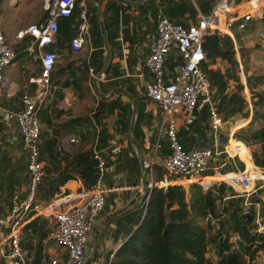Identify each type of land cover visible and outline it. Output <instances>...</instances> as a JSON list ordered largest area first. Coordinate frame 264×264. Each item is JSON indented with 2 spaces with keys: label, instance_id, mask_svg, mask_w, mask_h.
<instances>
[{
  "label": "crops",
  "instance_id": "1",
  "mask_svg": "<svg viewBox=\"0 0 264 264\" xmlns=\"http://www.w3.org/2000/svg\"><path fill=\"white\" fill-rule=\"evenodd\" d=\"M248 1L236 0L231 5V13L219 18L220 26L222 27L229 18L239 20L244 14L249 13L252 9ZM217 2L218 0H86L90 40L85 50L78 54L72 53L70 42L74 36V29L66 31L65 34L58 31L55 43L47 48V51H53L58 55V61L51 74L53 85L51 97L39 114L41 161L44 164L46 178L40 188L42 199L39 201L37 195L38 201H50L60 195L78 193L94 185L97 175L87 173L86 168L88 163L93 161V169L97 172V161L94 159V154L97 152L104 158L108 167L105 185L113 190V193L118 190L130 191L126 193L128 197L125 199L128 207L116 214L113 212L116 211L117 201L114 197L110 205L109 195L107 196L106 211L101 213L91 233V241L97 234L99 236L100 249L95 253L97 264H107L122 245L124 238L120 236L115 239L113 236L115 222L121 217L116 218L107 227L108 223L121 213L126 211L130 213L145 202L144 200L140 205L143 185L147 182L146 176L142 174L140 162L146 159L153 146L156 125L159 121L157 106L145 97V85L149 80L145 60L149 53V43L156 32V15L162 13L173 24L188 27L195 24L200 15L209 14ZM7 9L13 11L21 20L22 27L17 25L10 27L0 15V30L17 54L14 64L4 73L7 93L11 96L7 97L0 92V216L2 217H6L10 211V199L14 192H17L21 199H24L28 192V152L10 113L21 108V93L25 90H33L29 80L37 78L40 72L39 62L35 61L34 55L27 50L30 46V38L21 43L15 39V35L29 25L41 24L42 12L47 17L44 0H0V14ZM252 11L250 12L252 20L244 30L238 28V21L225 35L212 32L207 37L216 35L219 45L216 49L212 47L204 49L206 60L202 65L203 71L208 78L214 74L223 76L224 82L227 83L222 89L224 93H220L221 88L214 84L213 80L212 83L210 82L212 99L220 116L224 115L223 121L237 115H240L242 120H246L237 123L232 128L233 131L240 129L245 122L251 124L254 116L252 108L257 109L264 105V97L256 94L257 101H254V97L251 108L246 105L243 113L231 115V106L227 98L232 93L237 94L233 85L239 90L242 85L241 91L245 89L254 91L253 87L256 84L254 82L259 80L258 77L246 73L245 82H242L246 63L252 66V63L263 64L264 61V54L257 60L253 50L258 47L264 53V2ZM224 37L231 39L233 49L230 51L234 52L233 57L226 54ZM244 49H250L249 58L244 53ZM231 61L236 62V66H232ZM182 63L180 54L172 49L165 61L167 80L173 78ZM89 67L93 68L94 74H89ZM235 78H239V82L235 81ZM237 96L240 98L239 94ZM113 102H118L122 107H129L130 112L124 115L118 108L110 111ZM246 112L248 117L244 118L243 114ZM137 114H140L138 123ZM176 117L178 140L185 150L223 151L224 146L231 139L227 147L229 154L237 157L235 150L239 148L237 150L239 158L245 164L247 172L253 169L250 149L243 141L233 138L232 130L230 136L226 137L223 132L225 122L217 136L211 132L208 107L192 113L179 110ZM71 138H77L79 143H70ZM166 154L165 150L160 156ZM231 159L226 154L220 153L213 159L206 178L197 182L211 186L222 184L223 176L239 171L236 162ZM261 176L258 174V177ZM214 181L222 182L212 183ZM183 183L184 181H175L169 186H182L187 192V201H189L190 185H181ZM51 188L58 189L51 192ZM253 197L260 202L254 205L257 212L255 218L257 231L264 233V216L259 217L258 214L260 209L264 211V197L258 194L251 196ZM251 198L248 199L245 195L246 207L250 205L248 202ZM101 223H105L102 228L99 227ZM51 230V221L42 217H32L25 223L21 231L20 244L22 248L29 250L31 264L38 261L40 262L38 264H50L53 260H58L61 264L60 252L48 237ZM8 233V229L0 228L1 238H6ZM233 236L237 240V237ZM6 252L7 246H2L0 264H14L5 257Z\"/></svg>",
  "mask_w": 264,
  "mask_h": 264
},
{
  "label": "built area",
  "instance_id": "2",
  "mask_svg": "<svg viewBox=\"0 0 264 264\" xmlns=\"http://www.w3.org/2000/svg\"><path fill=\"white\" fill-rule=\"evenodd\" d=\"M235 2L236 0H218L209 14L200 15L197 22L188 27L173 24L162 13L156 15V32L149 43V53L145 60V68L149 74V80L145 85V97L157 106L159 121L153 146L146 159H143L148 189L145 207L155 189H166L175 181L198 184L203 190L209 189L211 184L203 185L197 180L206 178L213 159L220 153L232 159H240L239 156H231L227 151L231 139L223 151L185 150L178 140L176 117L179 110L192 113L208 107L211 132L217 136L224 127V121L212 99L211 83L202 68L206 60L203 44L205 38L212 32L227 34L235 22L239 21L238 28L244 30L252 20L250 12L256 10L264 0H249L252 9L249 13L244 14L239 20L229 18L221 27L219 18L229 15L231 5ZM76 8L79 9V21L74 26L70 49L72 53H81L90 40L86 0H44L46 19L39 25L27 26L15 35V39L21 43L30 38L27 50L34 55V60L39 62L40 72L37 78L29 80L33 90L21 93V108L10 113L28 152L29 174L26 197L21 199L19 194L14 192L10 199L9 213L6 217L0 216V228L9 230L6 238L0 236V250L2 246H7L5 257L14 264L32 263L29 250L22 248L20 244L21 231L32 217H42L51 221L52 230L48 237L60 252L61 264H97L95 250L90 247L91 233L105 209L107 196L113 192L105 185L108 167L101 154L99 152L94 154L97 161V180L94 185L78 193L60 195L50 201L37 200L38 189L46 178L44 164L41 161L39 114L51 97L53 90L51 74L58 61V55L53 51H47V48L55 43L59 20L69 18ZM172 49L177 50L183 63L177 68L173 78L167 80L165 61ZM16 57L15 50L7 43L4 33L0 30V92L7 97L11 95L7 93L4 73L14 64ZM88 72L94 74L93 68L89 67ZM70 143L78 144L79 140L71 138ZM165 150L167 154L160 156ZM251 162L253 169L247 172L242 162L244 170L234 173L222 183L234 191L240 188L242 192L240 195H254L260 189L256 183L264 181L258 178V174H264V171L254 166L252 157ZM159 173L162 179H159ZM112 259L113 257L107 264H110ZM50 264H59V261L53 260Z\"/></svg>",
  "mask_w": 264,
  "mask_h": 264
},
{
  "label": "trees",
  "instance_id": "3",
  "mask_svg": "<svg viewBox=\"0 0 264 264\" xmlns=\"http://www.w3.org/2000/svg\"><path fill=\"white\" fill-rule=\"evenodd\" d=\"M78 21L79 9L76 8L69 18L59 20L58 31L63 34L72 31ZM223 42L226 54L233 57L234 52L230 51L233 49L231 39L224 37ZM218 45V37L213 35L205 38L203 48L216 49ZM231 64L236 66V62L231 61ZM224 79L223 76L216 74L209 77L210 82L213 80V83L221 88L220 93H224L222 89L227 84ZM235 81L239 82V78H235ZM240 89H243L242 85ZM249 91L251 93L252 90ZM227 98L231 106V115L243 113L247 107L245 100L238 98L235 93ZM116 108L124 115L130 112L129 107H122L118 102H113L109 110L113 111ZM243 116L247 118L248 112ZM139 117L140 114H137V123ZM252 140L264 144V128L260 129ZM253 157L254 164L264 168V161ZM93 167V161L89 162L87 173L97 175ZM243 169L244 165L240 164L239 172ZM159 179H162L161 173ZM57 189L51 188V192ZM189 194L190 199L187 201V192L178 185L155 189L146 207L144 202L118 219L115 222L113 236L115 239L120 236L124 238L110 264H255L256 257L264 254V233L258 232L255 224L257 212L254 205L260 204L259 200L251 198L248 202L250 205L246 207L245 195L236 193L223 183L214 184L206 191L198 184H191ZM227 197L229 198L224 201ZM217 203L224 206L219 214ZM258 214L259 217L264 216V211L260 209ZM212 218L219 219L220 222L222 219L213 245L215 260L207 256V229L211 227ZM200 221L205 222L207 228H203L199 224ZM232 235L237 237L236 246L230 241ZM38 263L40 262L35 264Z\"/></svg>",
  "mask_w": 264,
  "mask_h": 264
},
{
  "label": "rangeland",
  "instance_id": "4",
  "mask_svg": "<svg viewBox=\"0 0 264 264\" xmlns=\"http://www.w3.org/2000/svg\"><path fill=\"white\" fill-rule=\"evenodd\" d=\"M0 15H2L3 21L10 24V27L11 26L13 27L14 25L22 27L21 20L14 14L13 11L7 9V10H4V12L1 13ZM45 19H46L45 13L42 12L40 14V20L44 21ZM253 50L255 52V55H257V60L261 59L264 53L260 50V48H258V47L253 48ZM249 51H250V49H244V53L247 54V58H249ZM251 68H253L252 73H251ZM243 70H244V76L242 77L243 83L245 82L244 80H245V74L246 73H250L251 76H256L259 78L258 81L255 80L254 83H256V84L253 87L254 91H251V93L248 89L241 91V90H239V88H237L235 85H233V88L236 90L237 94H239L241 99L245 100V102L247 103V106L249 108L250 106H252L251 104H253V98L256 96V94L264 97V61H263V64L252 63V66H249L246 63ZM245 85H246V83H245ZM231 86H232V84H231ZM254 101H257V97H255ZM252 110H253L252 113H254V116H255L253 123L249 124V123L245 122V124H243V126L240 129L233 131L232 128L235 127L237 123L243 122L246 120H242L240 115L232 116V117H230L229 120L224 119L226 126H225V129L223 132H225L226 137H229L230 131L232 130L234 132V135H233L234 139H236L238 141H243L244 143H246L245 145L250 149V154H251L253 161H254L253 156H255L256 159L259 161H264V144L258 143L257 141H253L251 139L254 133H257L260 129L264 128V105L259 106L257 109L252 108ZM250 116H252V114H250ZM222 117H224L223 114H222ZM227 121H228V123L226 124ZM240 130H243V131H240ZM227 144H228V142L226 143V145ZM233 160L236 162L237 168H239L240 164H243L240 161V159H238V158H235ZM254 166L256 168H259L260 170L264 171V168L257 167L255 164H254ZM216 182H222V181H214L212 183H216ZM181 185L188 186V185H191V183L184 182ZM256 186L262 187V189H259L255 194H258V196L263 195V197H264V181L256 183ZM40 188H41V186L39 187L38 193H37V195H39V201H40V199H42L41 198L42 194H41ZM127 192H130V191H128V190L127 191H124V190L119 191L118 190L115 193L112 192L109 194V204L112 203V200L114 199V197L117 201L116 202V211L113 212V214H116V213L122 211L123 209H125V207H128V206H126L127 204L125 203V199L128 197L126 195ZM236 192L239 194H242L240 188H236ZM250 198H251V196H248V199H250ZM118 202H119V204H117ZM223 207L224 206L222 205V203H217V214H219L221 212ZM104 211H106V207H105ZM211 220H212L210 223L211 227H210V229H207V238H208V246H207L208 247V255L207 256L209 258H211L212 260H215L216 257L213 254V245L215 243L214 240L216 241V239H215L217 236L216 234H217V231L219 229V223L222 222V219H221V222L219 221V219L212 218ZM259 221H261V220L259 219ZM199 224L203 228L206 227L205 222H203V221H200ZM104 225H105V223H101V225L99 227L102 228V226H104ZM98 237L99 236L97 234L96 237L92 239L91 244H90V247L95 250V253L98 249H100ZM233 237L234 236L232 235L230 241L232 242L233 246H236L235 244H236L237 240ZM93 242H95V243L93 244ZM255 264H264V254H259L256 257Z\"/></svg>",
  "mask_w": 264,
  "mask_h": 264
},
{
  "label": "water",
  "instance_id": "5",
  "mask_svg": "<svg viewBox=\"0 0 264 264\" xmlns=\"http://www.w3.org/2000/svg\"><path fill=\"white\" fill-rule=\"evenodd\" d=\"M102 33H103V36H104V38H105V32H104V29H103V28H102ZM140 164H141L142 174H143V176H144V175H145V169H144L143 160H141ZM144 178H145V177H144ZM147 194H148V189H147L146 184H144V185H143V198H142V200H141L140 205L144 202V200H145ZM140 205H138V206H140ZM127 213H128V211L123 212V213H121L120 215L116 216L113 220H111V221L108 223L107 227H108V226H109V225H110V224H111L116 218H120V217H122L123 215H125V214H127ZM104 260H105V259H104Z\"/></svg>",
  "mask_w": 264,
  "mask_h": 264
},
{
  "label": "bare ground",
  "instance_id": "6",
  "mask_svg": "<svg viewBox=\"0 0 264 264\" xmlns=\"http://www.w3.org/2000/svg\"><path fill=\"white\" fill-rule=\"evenodd\" d=\"M237 150H239V148H237L236 150H235V153H236V155L237 156H239V152L237 151ZM246 171H247V169H246ZM233 174H228V175H226V176H223V181H227V179L228 178H230L231 176H232ZM262 176L261 177H258L259 179H261V180H264V174H261Z\"/></svg>",
  "mask_w": 264,
  "mask_h": 264
}]
</instances>
